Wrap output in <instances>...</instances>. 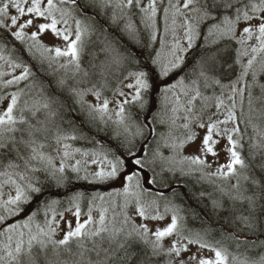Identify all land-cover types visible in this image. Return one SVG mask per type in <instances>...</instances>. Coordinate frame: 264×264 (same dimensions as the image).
Segmentation results:
<instances>
[{"label": "snow or ice", "instance_id": "obj_1", "mask_svg": "<svg viewBox=\"0 0 264 264\" xmlns=\"http://www.w3.org/2000/svg\"><path fill=\"white\" fill-rule=\"evenodd\" d=\"M0 264H264V0H0Z\"/></svg>", "mask_w": 264, "mask_h": 264}, {"label": "trees", "instance_id": "obj_2", "mask_svg": "<svg viewBox=\"0 0 264 264\" xmlns=\"http://www.w3.org/2000/svg\"><path fill=\"white\" fill-rule=\"evenodd\" d=\"M135 19L138 20L139 17L137 16ZM145 35H146V33H145ZM160 35H161V32H160ZM17 47H19V45H17ZM128 47L134 52H141L142 53L141 54V59H143V57L146 56L149 51H151V49H146V50L138 49L137 46L134 45V44H128ZM154 47L155 48H159V45L156 44V45H154ZM91 51L92 50H91L90 46L86 45V47H85L86 54L83 57L84 66L85 67L87 66L88 60L91 59L90 55H88L87 53H89ZM25 59H27V57H25ZM47 79H54V78L49 76ZM45 82H47V81H45ZM153 110H155V109H153ZM141 119H143V117H141ZM155 127H156V130H157V134L153 135L150 138V142H149V145H148L149 148H155L156 147V141L159 140V133H165V130L169 131V128H168L167 125H163V126L155 125ZM141 143H142V141H141ZM111 146L115 147L114 144H112ZM73 147H82V148L87 147V148L90 149L92 146L91 145H86L84 142H77V143L73 144ZM161 151H163L164 154H165V150L163 148H161ZM167 153H168V151L166 152V154ZM242 154L246 155L247 154L246 150ZM53 155H55V153H53ZM213 171H215V170H213ZM149 175H151V173H149ZM170 179L172 181L173 186L177 188V191L180 192V193H183V197L182 198L181 197H177L174 200V202L176 204H178V205H181L182 207H185V208L188 207V206H191L192 208H198L201 211V213L203 214V209L200 208V206L197 204V202L194 199L191 198V193L198 194L199 191H204L206 193H211V192L214 191V185L211 182L207 181V180L197 182L195 178L182 176V175L179 174V172H177L176 175L171 176ZM216 183L220 184V183H222V181L217 179ZM115 187H119V184H116ZM75 190H82V191H85L87 193H92V192L97 191V190L101 191V192L110 191L111 188L108 187V186L90 185V184H88L87 182H84V181H80V182L74 183V185L71 188H60V189L53 188L52 192L54 194V197L59 198V199H61L63 201L62 205L59 207L58 210H63V208L67 207V196L71 195V192L75 191ZM166 192H167V190H166ZM168 195L171 198V193L170 192H168ZM204 203L207 204V203H209V201L206 199V200H204ZM102 207H108V204L107 203H102L100 201H97L96 202V206L93 208V216L96 217L97 219L99 217V209L102 208ZM81 208H82V210L85 213L87 212V201L81 202ZM161 211H163V208H161ZM110 214H111V210H109L108 216H110ZM183 214L184 213H182V215ZM82 217L86 218L85 216H82ZM37 220H38V222L42 223L43 216L38 217ZM190 224L193 227H199L198 222H191L190 221ZM61 237H62V234L58 233L56 238L59 239Z\"/></svg>", "mask_w": 264, "mask_h": 264}, {"label": "rangeland", "instance_id": "obj_3", "mask_svg": "<svg viewBox=\"0 0 264 264\" xmlns=\"http://www.w3.org/2000/svg\"><path fill=\"white\" fill-rule=\"evenodd\" d=\"M144 3L146 4L147 3V0H144ZM162 24H163V22H162V18H161V36H163ZM165 38L167 40H169V41L171 40V36L170 35L167 36V37H165ZM44 40H45V43H51L52 42L50 36H46L44 38ZM96 41L98 42V36L89 37L88 35H85V37H84L85 47H86V45L87 46L89 45L92 51L94 50L93 45L97 44ZM18 72H19V70H17V74H18ZM177 116H178V119L176 120L175 126L171 129V133H172V136L175 137L177 139V141H179L180 139H183L184 137L187 136L188 130L185 129V128H183V124L186 123V121L184 119V113H183V111L177 113ZM190 128H191V131L197 133L196 143H199L200 139L204 135V130L198 128L195 124L190 125ZM167 132L168 131L165 130V133H167ZM224 143H226V141H222L221 142L222 145ZM163 149L165 150V155H170L171 154V152L167 148H163ZM167 151H168V153L166 154ZM182 154L183 155H191V154H193V152H192V149L189 146L186 145V147L183 150V153ZM76 158L79 159L80 157L77 156ZM227 158H228L227 157V153L224 152L223 150H221L218 163L219 164L226 163ZM208 159H209L210 162H212V168L210 170L211 171L215 170V168L218 166V163L215 162L212 157H208ZM56 162H57V164L59 163V158L58 157H57V161ZM69 163H75V160L69 161ZM4 191H5V193H7L8 192V189L6 188ZM65 217L68 220H73V223H74V218L72 217L71 213H66L65 214ZM109 217H111V214H110ZM57 219L59 220V217H57ZM83 219L84 218L81 217V220H83ZM149 226L151 227L152 225L150 224ZM61 228H65V225L63 224V222H61Z\"/></svg>", "mask_w": 264, "mask_h": 264}]
</instances>
